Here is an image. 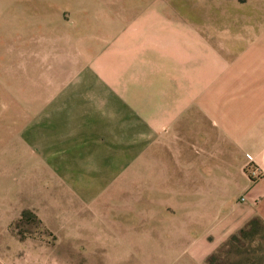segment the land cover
Masks as SVG:
<instances>
[{
    "label": "crops",
    "instance_id": "1",
    "mask_svg": "<svg viewBox=\"0 0 264 264\" xmlns=\"http://www.w3.org/2000/svg\"><path fill=\"white\" fill-rule=\"evenodd\" d=\"M98 7L90 19L59 10L16 54L17 71L45 90L28 103L58 106L48 109L45 149L36 151L72 198L97 212L102 244H116L114 227L122 226L107 219L108 207L120 212L129 207L124 201L140 199L147 245L210 240L218 249L253 219L264 220V182L252 187L245 176L248 161L264 167V65L246 67L263 58L244 48L231 80L236 62L196 19ZM226 32L227 41L241 42ZM240 182L250 200L241 207ZM124 185L141 192H118ZM258 196L263 203L253 205Z\"/></svg>",
    "mask_w": 264,
    "mask_h": 264
},
{
    "label": "rangeland",
    "instance_id": "2",
    "mask_svg": "<svg viewBox=\"0 0 264 264\" xmlns=\"http://www.w3.org/2000/svg\"><path fill=\"white\" fill-rule=\"evenodd\" d=\"M109 2L117 5L121 15L125 12L127 16H142L150 12L152 16L188 22L196 19L199 31L214 34V48L225 54L229 64L236 62L230 71L231 80L242 70L237 64L245 58L240 61L237 56L244 48L263 58L254 57L255 61H248L246 67L258 65L257 62L264 65V0H0V264H207L217 250L210 240L195 247L147 245L149 224L143 221L140 199L124 201L129 205L124 211L111 213L108 207L107 219L122 226L111 225L118 228L116 244L113 240L102 244L101 234L94 232L99 225L97 212L73 199L68 186L59 183L46 168L45 156L36 151V147L45 149L48 109L58 106L28 103L33 91V96H45V90L32 88L30 73L17 71L21 67L16 54L29 50V44L21 43H29L41 31L46 32V25L61 9L59 14L64 18L78 19L86 11L85 16L90 19L99 9L98 4ZM226 31L235 33L241 42L227 41L233 36L228 37ZM78 32L77 26L72 33ZM217 33L223 34V41ZM251 163L257 164L248 161L245 176L253 187L264 179L254 181L248 176ZM238 188L243 191L242 182ZM118 192L140 193L141 189L124 185ZM247 195L248 191L239 194L236 205H247ZM243 197L248 200L245 204L241 202ZM255 201L258 206L263 203L260 196L251 203ZM256 240L243 243L244 253L236 261L254 264L256 260L257 264H264V242ZM237 253L230 250L226 264H231ZM260 256L261 261H257Z\"/></svg>",
    "mask_w": 264,
    "mask_h": 264
},
{
    "label": "trees",
    "instance_id": "3",
    "mask_svg": "<svg viewBox=\"0 0 264 264\" xmlns=\"http://www.w3.org/2000/svg\"><path fill=\"white\" fill-rule=\"evenodd\" d=\"M251 239H257L256 241L264 242V222L260 218H255L249 222L243 229L236 234L232 235L230 239L219 247L208 259L207 264H226L229 263L228 255L230 250H237L238 253L234 255V260L231 264H240L239 260L236 261L241 254L242 245ZM261 256L257 261H261ZM256 261V260H255ZM254 261V264L257 262Z\"/></svg>",
    "mask_w": 264,
    "mask_h": 264
},
{
    "label": "built area",
    "instance_id": "4",
    "mask_svg": "<svg viewBox=\"0 0 264 264\" xmlns=\"http://www.w3.org/2000/svg\"><path fill=\"white\" fill-rule=\"evenodd\" d=\"M248 176L256 181V180H262L264 179V169L259 167L257 164L255 163H251L249 166H248ZM241 202L243 204H245L246 202H248L247 198L246 197H243L241 199ZM259 202L255 201L253 204H258Z\"/></svg>",
    "mask_w": 264,
    "mask_h": 264
}]
</instances>
